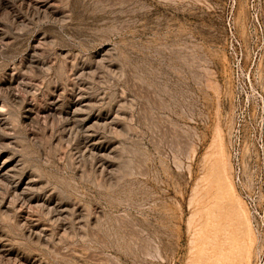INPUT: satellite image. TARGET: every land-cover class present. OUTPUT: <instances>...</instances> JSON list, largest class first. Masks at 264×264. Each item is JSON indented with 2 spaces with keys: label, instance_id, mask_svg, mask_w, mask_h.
I'll list each match as a JSON object with an SVG mask.
<instances>
[{
  "label": "rangeland",
  "instance_id": "rangeland-1",
  "mask_svg": "<svg viewBox=\"0 0 264 264\" xmlns=\"http://www.w3.org/2000/svg\"><path fill=\"white\" fill-rule=\"evenodd\" d=\"M257 110L264 0H0V264H264Z\"/></svg>",
  "mask_w": 264,
  "mask_h": 264
},
{
  "label": "built area",
  "instance_id": "built-area-1",
  "mask_svg": "<svg viewBox=\"0 0 264 264\" xmlns=\"http://www.w3.org/2000/svg\"><path fill=\"white\" fill-rule=\"evenodd\" d=\"M229 37L233 36V23L231 17L226 20ZM257 110L256 125L247 133L250 138V148L254 163L252 166L253 182L248 188L244 182L243 149L244 136L242 127H237L229 140V160L233 183L242 195L252 219L256 234L260 237L262 246L260 256H264V134L260 125L261 112Z\"/></svg>",
  "mask_w": 264,
  "mask_h": 264
},
{
  "label": "bare ground",
  "instance_id": "bare-ground-1",
  "mask_svg": "<svg viewBox=\"0 0 264 264\" xmlns=\"http://www.w3.org/2000/svg\"><path fill=\"white\" fill-rule=\"evenodd\" d=\"M2 179V178H1Z\"/></svg>",
  "mask_w": 264,
  "mask_h": 264
}]
</instances>
